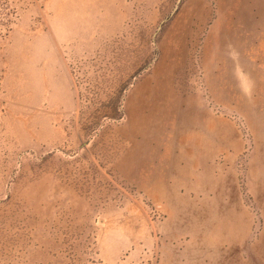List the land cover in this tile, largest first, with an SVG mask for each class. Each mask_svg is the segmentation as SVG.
I'll use <instances>...</instances> for the list:
<instances>
[{"label": "rangeland", "instance_id": "1", "mask_svg": "<svg viewBox=\"0 0 264 264\" xmlns=\"http://www.w3.org/2000/svg\"><path fill=\"white\" fill-rule=\"evenodd\" d=\"M0 264H264V0H0Z\"/></svg>", "mask_w": 264, "mask_h": 264}, {"label": "crops", "instance_id": "2", "mask_svg": "<svg viewBox=\"0 0 264 264\" xmlns=\"http://www.w3.org/2000/svg\"><path fill=\"white\" fill-rule=\"evenodd\" d=\"M155 109H156V108H155ZM155 109H154V110H155ZM154 110L151 111V114H152V120L157 118V115H154V114H156V112L159 111V110H157V111L155 112ZM152 112H153V113H152Z\"/></svg>", "mask_w": 264, "mask_h": 264}]
</instances>
